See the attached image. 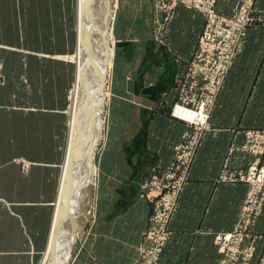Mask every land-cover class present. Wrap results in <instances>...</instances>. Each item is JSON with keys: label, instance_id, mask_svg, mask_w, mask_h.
Wrapping results in <instances>:
<instances>
[{"label": "crops", "instance_id": "crops-1", "mask_svg": "<svg viewBox=\"0 0 264 264\" xmlns=\"http://www.w3.org/2000/svg\"><path fill=\"white\" fill-rule=\"evenodd\" d=\"M155 2L114 4L97 223L70 264H133L149 216L139 188L150 168L170 157L185 130L170 111L204 18L178 6L170 29L155 34L161 19ZM235 2L228 4L231 9ZM70 9L71 0H0V264H33L45 244L44 184L52 181L48 170L58 175L63 152L58 140L69 83L64 61L73 39L67 34L64 42L63 34L70 29ZM254 9L255 22L217 98L211 130L190 166L161 264H218L214 236L232 229L247 191L245 183L219 178L252 163L264 166V155L227 153L231 144H241L245 130H264V0H255ZM33 24L46 28V34L39 29L34 35L40 43L36 52L28 49ZM18 159L30 163L26 174ZM252 231L258 239L252 264H264V206Z\"/></svg>", "mask_w": 264, "mask_h": 264}, {"label": "rangeland", "instance_id": "rangeland-1", "mask_svg": "<svg viewBox=\"0 0 264 264\" xmlns=\"http://www.w3.org/2000/svg\"><path fill=\"white\" fill-rule=\"evenodd\" d=\"M115 1L116 0H109V1L103 0L102 2L101 0H91L89 1L91 5L89 4L90 6H88V13L90 12L93 16L97 17L99 16V13L101 12L99 11L102 9L101 6H104V4L106 3L107 9L109 10V15H110V18L107 21L109 25L108 27V33H109L108 46L109 48H112V49H113L112 47L113 46L112 19L114 16ZM198 1H202V0H198ZM232 1H236V2H235V5L231 9V6H229L228 4ZM189 2L198 4L200 6L201 4H204V3L197 2L194 0H189ZM207 2H208L207 4H209L207 5V7H211V9H213L214 13L217 15L216 18L215 17L211 18V20L207 18V16L204 14V11H200V10L193 9V8L188 9L180 4L176 5L174 10L171 13L165 12L169 10L168 8H170L171 0H156L155 4H157V8H158L160 18H161V19L159 18L160 24L157 27V31L160 28H162V33L167 28L170 29L171 27L170 25L172 24V21L175 16V10L178 6H182L188 10L195 11L196 13L200 14L204 18L203 24L201 23L202 28L199 33L196 49L192 55V58L188 64L187 69L185 70L184 74L179 80L180 83L176 91L177 100L175 104L178 103L177 105H180L182 104L183 100L185 101L189 100L190 101L189 105L192 108H195L197 106H200V103H199L200 100H204L205 101L204 109L208 110L210 113V118H209V131H210L211 130V126H210L211 115L214 118L213 114L215 111L217 98L220 92L222 91L223 86L226 85V82L228 80V77L230 75V71L232 68L233 60L238 55L239 49L243 46L245 42V38L247 36V32L249 28L253 26L255 22V16H257V13H255L254 11L255 10L254 9L255 0H252V5L249 7L243 6L244 2H247V0H207ZM77 3H78V0H71L70 10H72V13H71L70 29L68 33H66V30H65L63 34L64 42H67L66 40L67 34H69V37L72 36L73 39H71V41L69 42L70 43V46H69L70 55L69 56L65 55V61H64L65 62L64 65L68 66L69 83L64 87V96H65L66 102L63 104L64 111L62 112L63 113L62 134L61 133L59 134L60 137L58 140L59 145L60 143H62V146H63L62 160L60 162L61 164L59 163L57 167L59 170L58 175L57 176L55 175L56 174L55 168L53 170V173H51V171L48 170V173L50 174V177L48 180L49 181L52 180V181L50 182V184H48L47 182L44 184V189H45L44 199L46 198L47 200L46 209L48 213L47 214L48 232L46 234V238L44 239L45 244L42 247L41 255L33 264H51L53 261L51 259L52 253L51 251H49L50 243L52 239L50 228H51V223H52V216L55 210V204L56 202H58L57 196L59 193L58 192L59 184L61 186V182H62L63 164L65 161V152H66V133H67L66 124H67V120L70 114V108H71L74 91H75L76 86L78 85V82L80 81L77 77L78 76L76 73L77 70L75 68V62H76L75 57H76V47H77L76 45H77V40H78ZM90 7L94 10H92ZM222 7L224 8L225 11L227 10H230V11L227 13H223L221 12ZM93 11L97 13L95 14ZM244 15H248V17L251 18V20L246 23L245 34L243 38L241 39L240 45L238 46L233 58H231L230 52L233 48V43H232L233 39H231L230 36H231V33L237 32L238 30L237 20H241ZM73 24H74V34H72ZM40 27L41 26L39 24H33V38L32 40H30L31 41L30 44H28V46H30L28 49H31L32 52L38 51L39 49L38 47L40 46L39 39L37 38V36L36 37L34 36L36 34L38 35L37 31H39ZM40 30L43 31V34H46V28H44V30L41 28ZM157 31L155 30V34L158 33ZM225 38L229 39V41L224 42L223 39ZM46 41L48 42V40L43 39V43ZM227 56H228V60H227ZM221 67H224L222 69L223 73H222ZM64 70H66V68H64ZM3 71H4V62H3V59L0 58V86L3 84V80H4ZM220 77L222 79V81H220L222 82V84L220 83L221 86L218 90L219 92H217L216 94L215 92H212L211 89L213 88V86L216 85V82L218 81V78ZM107 79H108V73L106 72V76H105L106 81L104 83V91H103L105 94L104 104H103V108L100 114V120L102 122V127L100 131V139H99L100 141L93 150V158L91 161L92 168L94 169V174L91 177L92 179L90 178V183L86 184V186L82 187V189L77 188L73 194V197L74 196L75 197L74 198L72 197L73 208H74L73 212L75 211L73 214L75 217L76 225H78L80 221L81 222L83 221V222L81 224V227L79 224L80 228L79 227L77 228L76 240L71 245L70 257L68 258L66 264L71 263L72 261L71 258L74 257V255H76L83 240L88 238L90 236L89 233L91 234L93 230H95V225L97 223L96 211H97L98 206H96V196L99 190L98 184H97V180H98L97 179L98 178L97 177L98 175L97 163H98V159L100 158V154L103 149L102 146L104 145V140H105L104 133H105V127H106V119L104 116V106H105V98H106V93H107ZM170 115H171V111H170ZM171 118H173L172 115H171ZM176 120L177 119H175V121ZM177 121L185 125V130L182 133H180L178 142L172 146V152L170 154V157L167 158L166 160L162 158V161L159 164L152 166L149 170L148 175L145 176L139 188V199L146 201L148 208H149L148 209L149 216L147 220V228L142 237V243L138 247L137 258L134 260L133 264H161L162 256L163 254H165L167 243L172 236V230L170 228V224L173 219V216L175 215L177 211L178 203H179L181 194L184 190L185 182L187 180L189 169H190V168L188 169V172L186 174V177H184L183 182L179 180L180 176L182 175L180 170L171 171L173 158H174V147L183 141L182 135L184 134V132L189 130L187 125L184 122L179 121V120ZM250 130H254V129H247L244 131L243 133L244 138H245V133ZM255 130H259V129H255ZM207 132H205L204 134H206ZM184 136L192 140L195 135L185 134ZM202 138L199 141L198 147L200 145ZM243 144H244V139L241 142V144H238V145L231 144L227 150L228 155L232 156L234 153H238V152L252 156V157H257V158L264 155V152L260 155L254 156L248 152L242 151V149L240 151L239 148ZM198 147H197V150H198ZM197 150H196V153H197ZM17 164L19 165V170L21 174H26V172L29 170L30 163L28 162L27 164H25L24 160L18 159ZM251 165H255L257 168L262 167V165H259L258 163L257 164L252 163L249 166ZM247 169L243 171L241 170L234 171L236 172L235 178L238 180V182L245 183L247 185L246 195L248 192L249 184L244 179H240V176L238 174L239 173L246 174ZM172 172H174L175 178H167V176ZM51 174H53V176H51ZM219 180L220 182H225V181H221L220 178ZM88 185H90L91 188H88ZM82 193L85 194L83 195L84 197L87 195L86 198H83ZM245 197H244V200H245ZM80 199L82 200L81 202H79L80 203L79 204L77 203V201H79ZM170 200L172 203H170ZM87 201L89 202L87 203ZM242 206H243V203L241 205L239 215L241 214ZM263 206H264V199H262L261 201V208H260L259 213L256 215L255 218H253L252 216L250 217L249 224L247 220L248 216L246 214L244 215L243 225L241 228L243 242L241 243L239 242V244H235L233 248L230 249L229 252L227 251H224V253L221 252L220 246L216 243V237L219 234L232 231L235 224L237 223L239 219V215H238L237 221L235 222V224L233 225L230 231L219 232L215 234L214 244L216 246L217 252L220 255V260L218 264H220V261H222L223 259H224V262H227L225 264H252L254 255L257 250V240H258L257 237L253 234L252 228L256 225L257 221L261 217L262 212H263ZM77 207L78 209H76ZM77 210H79L80 213ZM83 211L85 212V214ZM77 215L79 216V218H77L78 217ZM81 215H84V216H81ZM245 225H247V228L243 229ZM98 230L99 229H97V231ZM99 232H101V230ZM47 243H49L48 246H47Z\"/></svg>", "mask_w": 264, "mask_h": 264}, {"label": "bare ground", "instance_id": "bare-ground-1", "mask_svg": "<svg viewBox=\"0 0 264 264\" xmlns=\"http://www.w3.org/2000/svg\"><path fill=\"white\" fill-rule=\"evenodd\" d=\"M89 1L91 0H78L77 3L78 40L75 68L80 81L74 91L66 124V152L62 182L50 228L52 239L49 251L52 253L51 259L53 260L51 264H66L70 257L71 245L77 236V228L79 224L81 227L83 222L80 221L76 225L72 197L77 188L82 189L90 183V178L94 174L91 165L93 150L100 141L102 127L100 114L105 96L104 83L111 57L107 22L110 15L106 3L101 6L99 16L95 17L90 12L88 13V6L91 5ZM101 1L103 2V0ZM189 117L192 116L189 114ZM88 188H91L90 185ZM83 195L85 194L82 193ZM77 211L79 212V210Z\"/></svg>", "mask_w": 264, "mask_h": 264}, {"label": "built area", "instance_id": "built-area-1", "mask_svg": "<svg viewBox=\"0 0 264 264\" xmlns=\"http://www.w3.org/2000/svg\"><path fill=\"white\" fill-rule=\"evenodd\" d=\"M197 2H201L204 4L198 5L194 3H190L189 0H171V6L168 8V11L165 12H172L176 5H183L184 7L188 9H197L200 11H204V14L211 20V18H216L217 15L214 13L213 9L211 7H207V0H194ZM252 5V0H247V2H244L243 6L249 7ZM163 6V5H162ZM171 10V11H170ZM251 18L248 17V15H244L241 20H237V26L238 30L236 33H231L230 38L233 39V48L230 52L231 58H233L238 46L240 45L241 39L243 38L246 30V23L249 22ZM162 28L158 30V34H160ZM224 42L229 41V39H223ZM228 60V56H227ZM225 67V66H224ZM221 67V70L224 68ZM223 73V70H222ZM221 77L218 78V81L216 82V85L213 86L211 89L212 92H219V88L222 84ZM221 83V84H220ZM189 100H183L182 104L177 105L174 104L171 110V115L173 118L184 122L187 127L188 131L184 132L182 135L183 141L180 144H177L174 147V158L172 163L171 171L180 170L181 176L179 180L183 182L184 177H186V174L188 172V169L191 166V163L194 159L198 144L202 136L205 132L209 131V118L210 113L208 110L204 109V100H200V106H197L195 108H192L189 105ZM189 114L192 117H189ZM185 134H191L195 135L193 139H188L185 137ZM181 138V139H182ZM189 140V141H188ZM248 152L254 156L260 155L264 152V130H250L245 133L244 138V144L239 148L241 151ZM232 151V149H231ZM167 174V173H166ZM165 174V175H166ZM236 172L234 171H224L221 175L220 179L221 181H238L235 177ZM240 176V179H244L248 184V192L245 197V200L243 202L241 214L239 215V219L237 223L235 224L234 228L230 232L219 234L216 237V243L220 246V250L222 253L224 251L229 252L230 249L233 248L235 244H239V242H243V236H242V225L244 220V215L246 214L248 216V224L250 221V217L253 218L256 217V215L259 213L261 208V201L264 199V166L257 168L255 165H251L248 167L246 174H238ZM167 178H175L174 172L170 173ZM166 178V179H167ZM171 199V198H169ZM170 203L171 200H170ZM171 205V204H170ZM172 206V205H171ZM247 218V217H246ZM247 224V225H248ZM247 225L243 227V229L247 228ZM252 244V242H251ZM227 262H224V259L220 261V264H225Z\"/></svg>", "mask_w": 264, "mask_h": 264}]
</instances>
